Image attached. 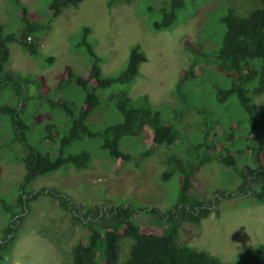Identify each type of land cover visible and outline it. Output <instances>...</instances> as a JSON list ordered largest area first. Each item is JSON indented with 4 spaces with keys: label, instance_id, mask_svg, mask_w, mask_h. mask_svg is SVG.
Returning a JSON list of instances; mask_svg holds the SVG:
<instances>
[{
    "label": "rangeland",
    "instance_id": "obj_1",
    "mask_svg": "<svg viewBox=\"0 0 264 264\" xmlns=\"http://www.w3.org/2000/svg\"><path fill=\"white\" fill-rule=\"evenodd\" d=\"M18 1L25 7L29 20L45 24L48 0ZM200 3L199 0H184V10L180 12V19L184 20H180L182 22L179 21L170 32H152L148 24L155 13L147 14L143 10V0H132L128 5H117L109 10L106 0H81L76 7L61 10L48 32L37 30L33 33L39 43V55L28 56L18 44L8 43L7 68L10 72L27 77V92L32 96L23 99L18 108L26 122L35 121L28 137V141L34 143L43 124L53 122L61 126L63 122L56 111H49L44 105L35 106L37 93L45 97L66 69L77 75L87 74L86 55L82 51H72L76 47L71 46L80 38L83 26L90 29L87 40L101 58L102 75L118 71L125 61L128 48L138 45L146 61L139 66V75L127 90L128 97L134 100L145 95L164 120L178 122V151L173 149L164 153L165 148H160L140 161L141 153L151 147L150 133L144 128L140 138H122L119 143V148L130 154L131 161L113 162L97 147L96 139L83 138L69 145L65 153L86 151L90 158L86 169L63 167L54 173L36 177L24 186V190H56L77 210L76 217L80 220L86 208L94 205L155 206L163 211L174 204L180 182L175 171L167 180H161V173L170 166L165 160L166 154L180 155L185 161L193 160L195 156L196 162L198 157L206 158L204 148L195 151L194 146L203 142L202 137L207 131L208 142L213 139L218 141L212 153L225 154L227 151L234 157L235 168L214 160L196 165L189 194L199 199L216 198V212H211L198 226L181 223L178 242L216 256L222 264H226L234 263L240 252L264 244V199L259 204L250 197L218 198L221 191L235 192L240 181L239 169L255 165L254 158L246 149L255 133L264 138V125L255 129L252 119L264 112V92L250 96L253 109L250 116L233 96L218 102L216 90L226 89L233 74L227 75L216 69L213 63L207 62L194 66L195 77L183 82L180 98L173 92V87L187 68L189 58L198 56L197 51L205 54L207 60L210 59L223 32L219 19L227 8H232L238 15H245L257 4L256 0H207ZM19 17L15 4L10 0H0L1 35L15 32ZM183 44L191 48L183 49ZM46 56L53 57L50 64L43 60ZM255 84L251 80L244 86L252 87ZM96 94L99 104L85 120L86 125L95 131L119 120V115L105 99L107 90H98ZM57 95L75 106L83 98L82 92L72 84L63 87ZM57 95L54 99H58ZM17 98L10 89H3L0 93V103L15 105ZM231 134L232 139L226 142L225 137ZM10 136L8 122L0 119V200L13 206L24 169L17 161V156L21 154L19 146H5ZM261 158L264 165V147ZM17 209L12 207L6 213L0 203V238L3 237L2 230L9 215L17 212ZM132 220L142 232H161L160 227L145 214L133 215ZM85 234L86 229L70 219L69 212L59 206L56 198L38 195L27 203L15 239L0 264H16L17 261L19 264H71L70 248L78 239L84 242ZM130 242V239H122L115 264H123Z\"/></svg>",
    "mask_w": 264,
    "mask_h": 264
},
{
    "label": "trees",
    "instance_id": "obj_2",
    "mask_svg": "<svg viewBox=\"0 0 264 264\" xmlns=\"http://www.w3.org/2000/svg\"><path fill=\"white\" fill-rule=\"evenodd\" d=\"M15 4L20 13L19 26L15 32L0 34V93L3 89H10L13 95H17L15 105L0 103V119H6L10 127V138L5 145L19 146L20 155L17 161L24 169V175L18 186L17 195L13 206L0 200L2 210L9 212L11 208H18L17 212L10 214L9 220L3 227L0 238V261L5 258V253L15 239L18 224L23 219V213L27 203L36 199L38 195L46 194L50 198H56L59 206L68 211L72 221L80 223L85 229L84 242L78 239L70 248L71 264H115L118 258V249L122 239H130L128 251L123 264H222L220 260L205 251L189 247L178 242V227L181 223H189L198 226L211 212L215 211L216 198L199 199L189 194L192 188V173L196 165L206 160L231 166L235 168L232 155L215 151L216 139L208 142L205 131L203 142L196 144L194 150L204 148L206 158L198 157L194 160H183L175 154L167 155L168 170L161 173V180H167L173 171L178 173L180 182L177 198L169 208L161 211L155 206H137L132 204H104L86 208L81 220L77 210L69 205L66 197L56 190L39 189L25 192L28 185L36 177L48 175L63 167H73L76 170L86 169L90 161L86 151L74 154L65 153V149L73 142L83 138L97 140L98 148L102 150L111 161L130 162L129 153L119 148L122 138H140L144 128L150 134V146L140 155V161L149 154L165 148L164 153L171 150L178 151V131L175 120H164L160 112L153 108L145 95L130 100L127 94L129 86L139 75V66L146 61L144 53L138 45H132L122 67L113 74L102 75L100 73L101 58L96 54L93 45L88 42L90 29L83 26L80 29V38L72 47L74 52L82 51L87 57V74L77 75L66 69L63 76L44 97L37 93L36 107L44 105L49 111H56L63 118L61 126L53 122H47L41 126L40 134L34 143L28 141L29 134L35 121L26 122L21 117L19 106L23 99L29 95L26 85V76L8 71V43H16L28 56L39 55V43L34 38V32L45 30L48 32L54 19L61 10L76 7L81 0H48L45 5V24L31 21L27 17V11L18 0H10ZM132 0H106L107 9L117 5H128ZM141 1V0H140ZM201 3L207 0H199ZM200 3V4H201ZM257 7L245 15H238L232 8H227L219 19L223 32L216 49L210 59L205 54L197 51L198 56L189 58L188 66L183 71L182 77L174 84L173 92L180 98L183 82L195 77L193 68L198 63H213L216 69L227 75L233 74L230 85L226 89L216 90V99L223 102L233 96L242 110L249 116L252 114L250 96H256L264 92V0H256ZM157 6L156 10L154 8ZM143 10L155 13V17L148 24L152 32L172 31L179 24L180 12L184 10V0H143ZM180 21V22H182ZM88 39V40H87ZM183 49H190V45L183 44ZM191 51H195L192 50ZM73 52V53H74ZM213 58V60H212ZM46 64H50L53 57L43 58ZM209 60H211L209 62ZM255 81L252 87L244 84ZM74 85L82 92V100L78 106L65 100L59 94L67 85ZM107 90L106 101L111 104L119 115L118 122L107 124L101 130H92L85 123L86 118L99 104L96 91ZM58 99H54L55 96ZM182 99V98H181ZM39 104V105H38ZM22 112V110H21ZM178 115V114H177ZM174 117L176 115H173ZM179 117L181 114L178 115ZM254 127L264 125V112L252 118ZM221 136V135H220ZM146 137V136H145ZM232 134L225 137L226 142L231 140ZM252 143L247 145L246 151L254 158L253 167L239 169L240 181L235 192L221 191L218 198L230 199L232 196L250 197L256 203H262L264 199V165L261 162L264 138L255 133ZM180 141V140H179ZM169 147V148H168ZM223 148V147H221ZM211 152H210V151ZM187 152L188 150H184ZM224 151V150H223ZM167 152V153H168ZM211 154V156L209 154ZM179 154V153H178ZM165 155V157H166ZM138 164V163H137ZM216 212V211H215ZM145 214L156 223L161 232L157 234L142 232L140 227L133 222L132 216ZM226 264H264V244L254 246L239 253L234 263Z\"/></svg>",
    "mask_w": 264,
    "mask_h": 264
},
{
    "label": "clouds",
    "instance_id": "obj_3",
    "mask_svg": "<svg viewBox=\"0 0 264 264\" xmlns=\"http://www.w3.org/2000/svg\"><path fill=\"white\" fill-rule=\"evenodd\" d=\"M16 264H19V262L17 261Z\"/></svg>",
    "mask_w": 264,
    "mask_h": 264
}]
</instances>
